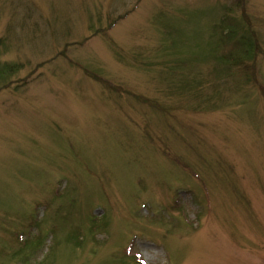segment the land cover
I'll list each match as a JSON object with an SVG mask.
<instances>
[{
  "label": "rangeland",
  "instance_id": "rangeland-1",
  "mask_svg": "<svg viewBox=\"0 0 264 264\" xmlns=\"http://www.w3.org/2000/svg\"><path fill=\"white\" fill-rule=\"evenodd\" d=\"M3 63L0 264H264V0H0Z\"/></svg>",
  "mask_w": 264,
  "mask_h": 264
},
{
  "label": "trees",
  "instance_id": "trees-1",
  "mask_svg": "<svg viewBox=\"0 0 264 264\" xmlns=\"http://www.w3.org/2000/svg\"><path fill=\"white\" fill-rule=\"evenodd\" d=\"M242 17L244 18V20H247L244 15H242ZM218 24H219V26H221L222 30H223V28L226 29V31H224V32H226L229 36H236L237 32H236V30H234V23H233L232 18L227 19L226 17H223L221 19L220 23H218ZM246 29L248 30V33L246 31H242V32H239L241 34L240 36L237 34L239 37V40H237L236 43H234V44H237V47L235 50L230 51L229 54L228 53H226V54H218V53L211 54V56H213V58H215V60L219 59L220 63H224V65L227 66V67H225V72L227 74H230L232 72V69H233L232 67H236V66L239 68L243 67L244 70H246V71L250 70V68H251V65H252L251 60L254 57L255 52L259 49V46L256 43L257 41H256L255 31L249 27H247ZM246 29H244V30H246ZM242 62L243 63L245 62L244 66L241 65ZM1 65L2 66H0V79L3 77L4 74H8L13 69V67L10 66V64L3 63ZM111 87L114 88L115 86L111 85ZM32 219H35L36 223H37V219L35 217H32ZM93 219H95V218H93ZM35 220H33V222H35ZM35 224H33L32 226H34ZM22 233L16 234V236L18 239H21L23 242L25 241V243L22 242V244L26 245L27 240H25V239L23 240V238L20 236ZM137 264H142V263L137 262Z\"/></svg>",
  "mask_w": 264,
  "mask_h": 264
}]
</instances>
